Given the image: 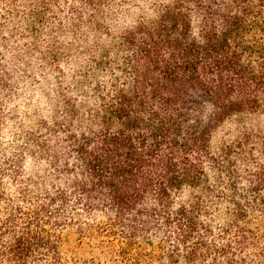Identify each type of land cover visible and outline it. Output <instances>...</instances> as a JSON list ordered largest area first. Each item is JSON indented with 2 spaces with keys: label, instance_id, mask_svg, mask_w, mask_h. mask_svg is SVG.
Segmentation results:
<instances>
[{
  "label": "trees",
  "instance_id": "obj_1",
  "mask_svg": "<svg viewBox=\"0 0 264 264\" xmlns=\"http://www.w3.org/2000/svg\"><path fill=\"white\" fill-rule=\"evenodd\" d=\"M106 1L72 7L88 88L28 136L52 169L0 159V264H79L70 227L114 264H264V0H144L109 48Z\"/></svg>",
  "mask_w": 264,
  "mask_h": 264
},
{
  "label": "rangeland",
  "instance_id": "obj_2",
  "mask_svg": "<svg viewBox=\"0 0 264 264\" xmlns=\"http://www.w3.org/2000/svg\"><path fill=\"white\" fill-rule=\"evenodd\" d=\"M13 2H16L14 9L0 2V76L7 82L0 81V159L11 158L23 148L26 176L43 179L52 168L44 159L31 155L26 146L28 136L39 129L43 120L52 123L55 110L63 112L61 106L56 107L57 95L67 90L72 98L79 97L82 91L76 90L81 84L78 80L84 81V88H88L91 57L83 55L86 49L77 40L74 28L77 17L72 12V7H81L88 13V6L84 0ZM143 3L144 0L103 2L106 24L113 33L105 42L106 48L113 45L112 39L119 29L135 26L139 21V4ZM32 9L41 21L38 24H34ZM197 17L198 22L201 16ZM239 126L238 118L228 120L215 133L213 143L234 138ZM6 185L8 192L15 195L16 183L6 179ZM62 238L60 251L64 261L84 264L97 257L101 264H114L107 262L102 248L96 247L101 242L98 238L85 236L81 240L76 227L66 228Z\"/></svg>",
  "mask_w": 264,
  "mask_h": 264
}]
</instances>
